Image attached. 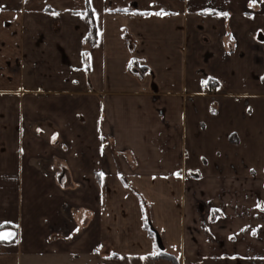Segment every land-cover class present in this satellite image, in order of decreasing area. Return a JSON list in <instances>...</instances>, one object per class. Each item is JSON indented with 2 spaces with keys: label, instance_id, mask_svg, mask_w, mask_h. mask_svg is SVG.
I'll use <instances>...</instances> for the list:
<instances>
[{
  "label": "crops",
  "instance_id": "1",
  "mask_svg": "<svg viewBox=\"0 0 264 264\" xmlns=\"http://www.w3.org/2000/svg\"><path fill=\"white\" fill-rule=\"evenodd\" d=\"M145 217L264 264V0H0V264H164Z\"/></svg>",
  "mask_w": 264,
  "mask_h": 264
},
{
  "label": "trees",
  "instance_id": "2",
  "mask_svg": "<svg viewBox=\"0 0 264 264\" xmlns=\"http://www.w3.org/2000/svg\"><path fill=\"white\" fill-rule=\"evenodd\" d=\"M85 16L88 20V24L90 27V36L87 38V42L93 43L95 41V38H96V35H95L96 34V27H95V23L93 20L92 12L90 10H88L86 12ZM140 202L143 203V201L141 199H140ZM143 228H144V230H146V232L148 233V235L151 238L155 239V231L157 232V230L153 227L152 223L150 222V219L147 217H145V219L143 221ZM154 258L169 261L171 264H179L178 258L175 257L174 255L166 252V250L160 251L158 249V253ZM188 264H196V263H188Z\"/></svg>",
  "mask_w": 264,
  "mask_h": 264
},
{
  "label": "rangeland",
  "instance_id": "3",
  "mask_svg": "<svg viewBox=\"0 0 264 264\" xmlns=\"http://www.w3.org/2000/svg\"><path fill=\"white\" fill-rule=\"evenodd\" d=\"M156 252H157V250H156ZM167 252L168 253H171V254H173V255H176V256H178V253L177 252H171L170 250H167ZM124 258V260L126 261V260H128L129 258L128 257H123ZM87 259V257L85 256V257H81V256H79V259L78 260H74V262L76 263V264H81V262L83 263V264H85V260ZM158 261H160V260H158ZM162 261V263H164V264H171L169 261H166V260H161ZM29 261H26V262H24V263H28ZM31 263L32 262H37V259L36 260H34V261H30ZM154 262V261H153ZM153 262H151V261H147V262H145V263H153ZM188 263H191L190 261H188L187 259L184 261V264H188ZM57 264H59V263H57ZM87 264H98L96 261H95V259H89V261L87 262Z\"/></svg>",
  "mask_w": 264,
  "mask_h": 264
},
{
  "label": "water",
  "instance_id": "4",
  "mask_svg": "<svg viewBox=\"0 0 264 264\" xmlns=\"http://www.w3.org/2000/svg\"><path fill=\"white\" fill-rule=\"evenodd\" d=\"M155 243H156L157 248L160 251H164V245L162 243V239H161L160 235L158 234V232H156V231H155Z\"/></svg>",
  "mask_w": 264,
  "mask_h": 264
},
{
  "label": "snow or ice",
  "instance_id": "5",
  "mask_svg": "<svg viewBox=\"0 0 264 264\" xmlns=\"http://www.w3.org/2000/svg\"><path fill=\"white\" fill-rule=\"evenodd\" d=\"M159 15V13H158ZM206 83V82H205ZM12 235V233H0V240L7 239Z\"/></svg>",
  "mask_w": 264,
  "mask_h": 264
},
{
  "label": "built area",
  "instance_id": "6",
  "mask_svg": "<svg viewBox=\"0 0 264 264\" xmlns=\"http://www.w3.org/2000/svg\"><path fill=\"white\" fill-rule=\"evenodd\" d=\"M204 89H206V90H208V89L216 90V87L213 86V85L206 84V85H204Z\"/></svg>",
  "mask_w": 264,
  "mask_h": 264
}]
</instances>
